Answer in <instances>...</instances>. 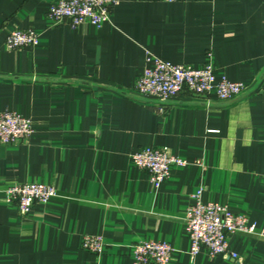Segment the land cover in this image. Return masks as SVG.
Listing matches in <instances>:
<instances>
[{
  "label": "crops",
  "instance_id": "0c3cea01",
  "mask_svg": "<svg viewBox=\"0 0 264 264\" xmlns=\"http://www.w3.org/2000/svg\"><path fill=\"white\" fill-rule=\"evenodd\" d=\"M53 0H0V111L31 117L28 142L0 144V264H132V244L166 240L169 264H264V236L232 234L229 250L190 254L186 214L201 191L264 228V0H118L101 26L48 17ZM15 28L39 33L9 49ZM202 65L248 85L224 101L187 90L167 102L135 92L147 54ZM145 146L188 161L153 188L133 161ZM54 185L26 216L8 185ZM104 237L100 254L85 234Z\"/></svg>",
  "mask_w": 264,
  "mask_h": 264
},
{
  "label": "built area",
  "instance_id": "2783aa9c",
  "mask_svg": "<svg viewBox=\"0 0 264 264\" xmlns=\"http://www.w3.org/2000/svg\"><path fill=\"white\" fill-rule=\"evenodd\" d=\"M118 0H53L48 17L56 23L68 21L76 28L84 23L101 26L109 20L112 7ZM39 42V33L32 28H15L6 38L9 49L34 47ZM135 92L142 98L156 100L160 111L164 107L158 102H167L187 90L195 95H210L215 92L218 99L233 100L244 94L248 85L225 76L218 78L208 54L207 60L194 67L184 63L163 60L152 53L147 54L143 72L137 77ZM34 132L31 117L5 109L0 111V144L28 142ZM134 163L149 175L153 188H158L170 175L171 166L185 165V159L175 155L168 147L145 146L133 152ZM4 196L16 204L21 216H26L36 202H47L58 196L54 185L39 182H18L5 188ZM202 189L195 194L196 202L186 214V223L191 241L190 254L194 257L205 248L211 256L218 254L238 258L229 250V238L235 233L264 236L260 229L249 222L245 214L233 213L226 205L202 201ZM105 240L99 234H85L83 249L95 254L102 253ZM174 251L166 240L141 239L132 244V264H169Z\"/></svg>",
  "mask_w": 264,
  "mask_h": 264
}]
</instances>
